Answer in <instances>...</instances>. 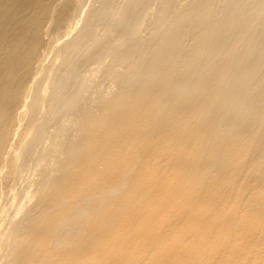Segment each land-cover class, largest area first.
Returning a JSON list of instances; mask_svg holds the SVG:
<instances>
[{"label":"bare ground","instance_id":"1","mask_svg":"<svg viewBox=\"0 0 264 264\" xmlns=\"http://www.w3.org/2000/svg\"><path fill=\"white\" fill-rule=\"evenodd\" d=\"M0 264H264V0H0Z\"/></svg>","mask_w":264,"mask_h":264}]
</instances>
